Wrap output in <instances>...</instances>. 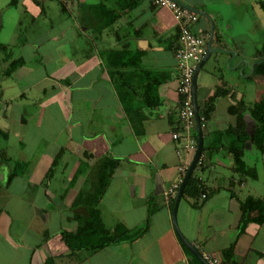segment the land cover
Wrapping results in <instances>:
<instances>
[{
  "label": "crops",
  "instance_id": "crops-1",
  "mask_svg": "<svg viewBox=\"0 0 264 264\" xmlns=\"http://www.w3.org/2000/svg\"><path fill=\"white\" fill-rule=\"evenodd\" d=\"M180 1L215 23L216 51L198 80L200 111L219 89L226 93L203 124L197 188L184 193L177 225L204 259L264 264V220L242 207L249 197L264 202V152L236 141L239 114L252 136L250 113L264 98V75L255 73L264 0ZM0 15V264H202L178 237L177 196L169 194L198 142L197 129L184 130L179 116L172 10L153 0H0ZM194 31L210 36V21L200 17ZM122 52L138 56L126 62ZM122 94L135 99L133 112ZM189 141L195 147L187 149ZM237 146L244 175L236 171ZM106 160L116 167L99 191L101 221L111 232L121 224L141 234L72 251L63 233L83 222L73 206ZM14 224L21 231L13 237Z\"/></svg>",
  "mask_w": 264,
  "mask_h": 264
},
{
  "label": "trees",
  "instance_id": "trees-1",
  "mask_svg": "<svg viewBox=\"0 0 264 264\" xmlns=\"http://www.w3.org/2000/svg\"><path fill=\"white\" fill-rule=\"evenodd\" d=\"M4 46L0 44V52ZM119 60H126V62L134 55L138 56V54H131L130 52H122L120 53ZM260 62L255 65V73L264 75V47L262 51L259 53ZM125 62V61H124ZM125 64V63H124ZM226 93L225 90L219 89L214 96L209 98L205 103V107L201 112V117L203 118V124L207 122L215 109V102L217 98ZM123 95V103L126 109L129 110V113L135 110V99L129 98V96ZM181 103V100H180ZM240 106L231 107V113L235 114L239 112ZM251 117L255 122L254 134L249 136L246 131V123L245 118L242 114H239L238 123H237V133L238 138H236L237 143L244 144L246 141L251 140L255 146L264 152V98L251 110ZM5 135L2 129L0 128V136ZM232 152L235 154L236 158V171L241 175L246 174L245 165L241 160V156L243 154V146H237L232 149ZM2 153L0 152V160L2 159ZM116 167V163L112 161L106 160L101 163L98 173L100 174V178L97 179V183L93 184V188L89 193L83 192L79 198L76 200L73 208L76 217L82 219V225L78 228L77 232L69 233L64 232L63 238L67 245L70 247L72 251H78L82 249L87 250H97L105 248L111 244L123 242V241H133L136 237H138L141 232H131L127 228L123 227L121 224L116 226L114 231H108L103 225L100 217V212L97 209L98 197L102 194V191L105 190L111 176L112 172ZM197 188V180L193 175L191 180L189 181L187 188L185 190V194H190V192ZM101 192V194L99 193ZM243 210L245 214H248L252 211L258 210L261 213V217L258 219L259 222L264 220V202H260L253 197H249L243 204Z\"/></svg>",
  "mask_w": 264,
  "mask_h": 264
},
{
  "label": "built area",
  "instance_id": "built-area-1",
  "mask_svg": "<svg viewBox=\"0 0 264 264\" xmlns=\"http://www.w3.org/2000/svg\"><path fill=\"white\" fill-rule=\"evenodd\" d=\"M153 4L156 7H168L173 12L179 30L178 44L175 50L179 70L178 92L181 97L179 116L184 130H196L197 121L193 103V79L197 67L207 55L209 35L197 34L194 31V25L200 18L196 13L184 9L171 0H153ZM201 119L203 124V118L201 117ZM180 136L181 134L176 132L173 138L178 140ZM195 145L193 141H189L186 148L195 147ZM178 153L181 154L182 150H179ZM181 184L182 182L176 183L170 188V196H177ZM203 197H206V195ZM205 259L209 264H220L215 258L205 256Z\"/></svg>",
  "mask_w": 264,
  "mask_h": 264
},
{
  "label": "water",
  "instance_id": "water-1",
  "mask_svg": "<svg viewBox=\"0 0 264 264\" xmlns=\"http://www.w3.org/2000/svg\"><path fill=\"white\" fill-rule=\"evenodd\" d=\"M176 2L178 5L182 6L184 9L189 10L191 12L196 13L200 17H204L208 19L211 23V33L209 36V42H208V52L206 57L203 59V61L199 64L195 71L194 79H193V103L195 107V113H196V121H197V134H198V142H197V147L195 151V155L193 157V160L189 166V169L185 175V178L180 186V189L178 191L177 197H176V202H175V207H174V212H173V219H174V224L175 228L178 234V237L180 238L181 242L185 245V247L195 256L197 257L202 264H209L203 257V255L199 252V250L191 243L189 242L185 236L180 232L179 227L177 225V212L178 208L180 205V202L182 200V197L184 196L185 190L187 188V185L189 181L191 180L196 168L198 167V164L200 163L202 156H203V150H204V131H203V124H202V119H201V111H200V106L198 103V97H197V92H198V80L200 73L202 69L208 64V62L211 60L213 54L215 53V49L212 47L213 46V41L215 39V23L212 20V18L205 12L193 8L187 4H184L180 0H171Z\"/></svg>",
  "mask_w": 264,
  "mask_h": 264
},
{
  "label": "rangeland",
  "instance_id": "rangeland-1",
  "mask_svg": "<svg viewBox=\"0 0 264 264\" xmlns=\"http://www.w3.org/2000/svg\"><path fill=\"white\" fill-rule=\"evenodd\" d=\"M254 8V7H253ZM258 8V7H257ZM254 9H256V7L254 8ZM254 9H253V11H254ZM257 10V9H256ZM257 15H258V13H255V12H253V17H257ZM1 16V15H0ZM254 19V18H253ZM0 22H2V20L0 21ZM252 48H251V52L253 53L254 52V47H253V45L251 46ZM3 141V139L2 138H0V142H2ZM254 163V162H253ZM255 164H259V163H255ZM260 165V164H259ZM1 166H2V164H1V162H0V168H1ZM13 202H17L15 199H13ZM54 227H52V229H53ZM11 230H12V235H13V237H14V234H17L18 235V233H19V230H20V228L16 225V224H14L13 226H12V228H11ZM21 231V230H20ZM16 235V236H17ZM15 236V237H16ZM27 236H28V234H27ZM3 260H2V258H1V262H2Z\"/></svg>",
  "mask_w": 264,
  "mask_h": 264
}]
</instances>
